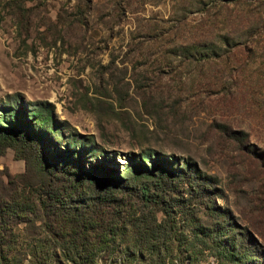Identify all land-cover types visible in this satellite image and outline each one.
Masks as SVG:
<instances>
[{"label": "rangeland", "instance_id": "rangeland-1", "mask_svg": "<svg viewBox=\"0 0 264 264\" xmlns=\"http://www.w3.org/2000/svg\"><path fill=\"white\" fill-rule=\"evenodd\" d=\"M14 92L50 104L61 134L40 131L54 152L76 131L112 168L151 149L148 166L210 176L204 197L181 187L156 212L164 264H264V0H0V99ZM24 167L0 154V169ZM18 226L10 264H30L36 238ZM37 249L43 264H72L51 241ZM122 257L95 264H140Z\"/></svg>", "mask_w": 264, "mask_h": 264}, {"label": "trees", "instance_id": "trees-1", "mask_svg": "<svg viewBox=\"0 0 264 264\" xmlns=\"http://www.w3.org/2000/svg\"><path fill=\"white\" fill-rule=\"evenodd\" d=\"M42 129L61 134L47 101H23L18 92L0 99V154L11 147L25 160L22 171L0 169V264L11 263L19 223L38 242L30 246V264H43L37 249L41 241L53 242L55 259L72 264H95L98 253L119 251L128 261L136 257L140 264H164L167 254L158 248L163 218L156 212L167 213L168 195L181 187L185 199L204 197L210 176L169 166L157 153L155 161L162 162L148 166L143 160H150L151 149L127 153L130 166L118 170L108 163L115 161L113 153L93 139L85 144L72 131L54 152L44 143ZM83 151L95 161L85 163ZM185 165L190 166L187 160ZM225 230L218 234L223 247Z\"/></svg>", "mask_w": 264, "mask_h": 264}]
</instances>
